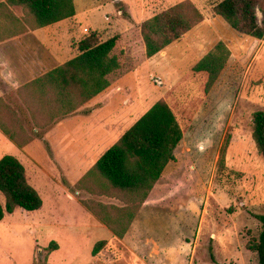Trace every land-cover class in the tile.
<instances>
[{"label": "rangeland", "instance_id": "374dc122", "mask_svg": "<svg viewBox=\"0 0 264 264\" xmlns=\"http://www.w3.org/2000/svg\"><path fill=\"white\" fill-rule=\"evenodd\" d=\"M78 2V7L100 6L76 24L65 23L51 33L54 37H24L19 47L15 41L0 43V75L7 83L0 86V114L10 129L0 127V159L16 156L44 200L36 212L19 208L5 215L0 264H217L212 254L219 264H259L251 246L264 228L259 219L264 216V158L252 134L254 114L264 111V39L242 35L216 15L220 0ZM180 3L197 8L203 19L182 40L148 58L143 22ZM15 13L24 16L20 8ZM257 16L262 23L260 8ZM84 23L91 28L83 29ZM92 31L102 39L120 37L127 50L125 69L112 77L107 91L74 112H42L26 86L74 57L80 40ZM219 41L231 56L205 94L202 78L191 71ZM187 94L202 103L176 148V160L126 239L112 240L92 208L126 204L97 187L87 173L157 102H167L180 115ZM0 200L5 202L1 192ZM101 240L107 245L94 255Z\"/></svg>", "mask_w": 264, "mask_h": 264}, {"label": "trees", "instance_id": "16d2710c", "mask_svg": "<svg viewBox=\"0 0 264 264\" xmlns=\"http://www.w3.org/2000/svg\"><path fill=\"white\" fill-rule=\"evenodd\" d=\"M17 8L24 16L15 13ZM258 8L264 14V0H220L214 12L238 33L262 40L264 19L259 22ZM76 13L74 0H0V42L72 18ZM202 19L197 8L189 9L180 3L145 20L141 34L147 57H154L182 40ZM119 40L118 35L102 39L97 31H92L80 40L74 57L31 80L26 89L37 95L40 110L44 113L48 110L55 116L66 115L107 91L112 86V77L121 73L127 63V50ZM230 56L227 44L219 41L194 65L191 73L202 78L205 94L215 85ZM5 85L0 75V86ZM184 100L180 115L167 102H157L87 173L97 187L126 204L121 208L105 205L92 208L117 241L123 240L129 231L167 165L176 160V148L202 103V99L191 94L185 95ZM7 125L0 114L1 129L10 133ZM252 136L264 158V111L254 114ZM227 148L228 142L221 152L222 168ZM0 192L5 198L4 203L0 200V222L7 213L19 208L36 212L44 205L38 190L28 181L24 164L14 155L0 159ZM259 219L264 223V216ZM106 245L107 240L97 242L93 254H99ZM251 250L258 254L259 264H264V228ZM211 258L219 264L213 254Z\"/></svg>", "mask_w": 264, "mask_h": 264}, {"label": "crops", "instance_id": "0c3cea01", "mask_svg": "<svg viewBox=\"0 0 264 264\" xmlns=\"http://www.w3.org/2000/svg\"><path fill=\"white\" fill-rule=\"evenodd\" d=\"M77 1H83V0H74V2H75V6H76V15L74 16V17H72V18H69V19H66V20H63V21H60V22H58V23H55V24H53V25H50V26H48V27H44V28H40V29H37V30H30V31H28L27 33H25V34H22V35H19V36H15V37H12V38H10V39H7V40H5V41H1L0 43H4V42H6V41H15V43L17 44L18 43V47L21 45V41L23 40V39H25L24 37H31V36H35L36 37V39L38 40V41H40V37L42 36V35H44V34H48L49 35V37L51 38V37H54L53 35H51V33L52 32H57V30H59V29H64L65 28V26H64V24L65 23H68V24H70V23H74V24H76V21L78 22V21H81V19L82 18H84V17H86V15H87V13H89L94 7H99L100 5H97V4H95V3H92V5L90 6L89 4L86 6V7H78V5H77ZM118 1H121V0H118ZM172 1H174V0H164V4H169L170 2H172ZM78 2V3H79ZM92 2H93V0H92ZM88 3H89V0H88ZM173 5V4H172ZM82 6V5H81ZM159 6H160V4H159ZM158 6V8H160ZM170 7V6H169ZM157 8V9H158ZM166 8H168V7H166ZM164 9V8H163ZM163 9H161V10H163ZM161 10H158V12H160ZM157 12V13H158ZM156 14V13H155ZM84 21V20H83ZM83 21H82V23H83ZM85 24V23H84ZM86 26L83 28V29H90L91 27L89 26V25H87V24H85ZM53 34V33H52ZM47 35V36H48ZM32 39V38H31ZM18 47H16V48H18ZM158 55V54H157ZM157 55H155L154 57H156ZM204 57V56H203ZM202 57V58H203ZM151 58H153V57H151ZM175 155H176V153H175ZM171 162H173V161H171ZM170 162V163H171ZM168 166V165H167ZM167 168V167H166ZM166 170V169H165ZM165 172V171H164ZM164 174V173H163ZM163 176V175H162ZM162 178V177H161ZM160 181V180H159ZM157 185V184H156ZM138 216L139 215H137V217H136V219L134 220V222H133V224L131 225V227H130V229H129V231L128 232H130V230L134 227V225H135V223H136V220H138ZM0 224H2V222H0ZM110 231V233L112 234H110L111 235V238H112V240L114 239V235H113V233H112V231L111 230H109ZM127 232V234L125 235V237L123 238V241L126 239V237L128 236V233ZM211 250V249H210ZM134 251V250H133ZM138 253V252H137ZM214 262V261H213ZM215 263V262H214Z\"/></svg>", "mask_w": 264, "mask_h": 264}]
</instances>
